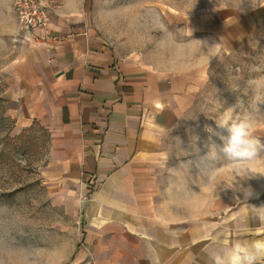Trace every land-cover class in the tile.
I'll return each mask as SVG.
<instances>
[{
    "label": "rangeland",
    "instance_id": "obj_1",
    "mask_svg": "<svg viewBox=\"0 0 264 264\" xmlns=\"http://www.w3.org/2000/svg\"><path fill=\"white\" fill-rule=\"evenodd\" d=\"M13 2L0 0V264H74L79 201L48 180L49 134L39 125L18 127L6 93L27 40ZM87 7L122 56L200 87L168 136L157 194L171 231L184 226V252L264 240V176L247 181L257 193L249 200L235 192L242 171L264 169V155L228 160L219 151L228 133L218 126L247 121L264 143V0H87Z\"/></svg>",
    "mask_w": 264,
    "mask_h": 264
},
{
    "label": "crops",
    "instance_id": "obj_2",
    "mask_svg": "<svg viewBox=\"0 0 264 264\" xmlns=\"http://www.w3.org/2000/svg\"><path fill=\"white\" fill-rule=\"evenodd\" d=\"M43 2L49 24L27 36L6 93L18 127L49 134L48 180L79 201L74 264H213L232 246L186 254L184 226L171 231L157 202L168 136L198 83L122 56L90 22L87 0Z\"/></svg>",
    "mask_w": 264,
    "mask_h": 264
},
{
    "label": "clouds",
    "instance_id": "obj_3",
    "mask_svg": "<svg viewBox=\"0 0 264 264\" xmlns=\"http://www.w3.org/2000/svg\"><path fill=\"white\" fill-rule=\"evenodd\" d=\"M218 126L226 129L228 133L226 137H222L224 142L219 146V151L228 160L248 162L264 155V143H261L253 135L249 122L240 121L229 124L228 120L225 119ZM216 147L213 146V154L216 152ZM241 176L242 179L238 183L235 192L249 200L257 193L247 181L258 176H264V169H256L250 173L242 171ZM212 259L213 264H256L257 261L264 264V240L237 243L225 255H216Z\"/></svg>",
    "mask_w": 264,
    "mask_h": 264
},
{
    "label": "built area",
    "instance_id": "obj_4",
    "mask_svg": "<svg viewBox=\"0 0 264 264\" xmlns=\"http://www.w3.org/2000/svg\"><path fill=\"white\" fill-rule=\"evenodd\" d=\"M19 28L27 38L36 29H44L50 21V10L43 0H14Z\"/></svg>",
    "mask_w": 264,
    "mask_h": 264
}]
</instances>
